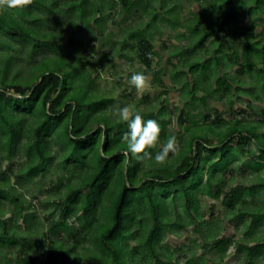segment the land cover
<instances>
[{
  "label": "rangeland",
  "instance_id": "1",
  "mask_svg": "<svg viewBox=\"0 0 264 264\" xmlns=\"http://www.w3.org/2000/svg\"><path fill=\"white\" fill-rule=\"evenodd\" d=\"M79 1L30 0L32 8L28 12L31 17L28 14L19 17L16 9L0 13H11L18 19L19 26L29 32L31 39L35 37L29 42H20L0 32V81L25 84L36 73L58 70L75 80L76 85L80 84L71 86L68 82L61 89L65 99L77 96L88 102L92 95L106 98L108 103L102 111L111 120L118 119L113 113L117 103L141 113L160 111L162 140L166 143L169 136L175 135L179 151L170 152L164 163L152 158L151 163L145 161L142 164L144 172H152L158 167L164 170L176 168L179 165L176 156L191 154V139L207 137V140L216 142L228 124L234 121L245 126L254 125L256 135L263 141L260 139L264 138V85L261 81L264 62L261 54L250 52L255 61L252 69L245 72L242 67L244 39L232 30V26H228L226 32L215 29V35L201 39L202 29L206 31L214 26L215 17L220 13L218 8L224 9L219 0H133L136 3L128 17L122 0H85L83 6H78ZM112 1L115 5L110 10ZM242 1L238 5L235 25L253 22L257 26L256 41L261 47L264 45V12L254 9L255 0ZM259 1L264 9V0ZM70 5L76 8L72 9ZM169 19L171 21L167 23ZM86 21H89L88 25H85ZM46 39L56 45L54 50L41 44ZM141 40H146L154 48L149 54L154 62L150 67L138 58L136 49ZM121 42L125 44L122 46ZM156 52L158 56H155ZM55 54L59 56H53ZM6 57L10 61L4 66L2 60ZM211 58L219 63L214 60L212 65ZM178 61L177 66L180 63L182 66L175 71L172 64ZM194 62L197 67L189 73V66ZM204 63L207 64L202 73L199 68ZM3 67L5 74L1 73ZM136 71L145 72L149 77V84L143 89L138 90L129 83L130 75ZM217 79L229 81V93L224 95ZM81 83L90 89L88 96ZM185 83H189L190 88L196 84L195 92L187 93ZM207 116L210 117L205 121ZM30 124V119L24 120V129ZM86 124L89 128L98 121ZM185 126H189L188 132ZM238 135H233L227 143L230 151L223 159L225 171L217 169L212 173L209 169L213 161L220 159L210 153L213 146L200 149L201 159L209 158L201 169L200 186L203 184L204 191V183L211 174L212 187L209 195L195 191L194 214L197 215L192 223H188L175 188L167 187L170 197L164 205L169 226H163L154 239V251L164 258L162 264H251V260L252 264H264V249H258L254 257L247 249L259 241L264 242V215L258 217V212L262 214L264 211V189L261 187L264 163L256 159L258 152L254 143L250 142L244 153L240 152ZM25 140L21 132L15 157L7 160L0 135V173L12 172L9 181L17 197L16 204L0 200L1 218L10 220L9 227L14 231V235L10 234L11 243L0 249V264H93L89 258L91 254L88 255L89 250L95 249L93 234L90 229L81 228V217L66 216L65 222L73 228L71 230L59 226L66 206L79 204L84 194L91 191L89 187L77 189L88 168L62 163L60 144L52 137L49 139L51 157L43 169L31 178L17 179L16 174L27 160L22 148ZM162 146L159 139L153 147V154ZM192 148H198L197 141L192 143ZM194 163L199 164L198 161ZM218 188L222 191L215 197ZM74 190L78 193H73ZM153 190L161 192L156 186ZM231 194L234 200L228 206ZM17 206H22L23 210L15 218ZM95 214L98 221L104 219L99 209ZM92 219L95 220V216ZM138 220L139 217L136 222ZM173 223L177 226H170ZM104 228L95 222L92 231L96 235ZM149 229L150 226L145 229L134 225L131 238L128 240V233L124 235L123 244L128 240V247L121 248L120 264H156L145 246ZM218 239L232 242L221 255L214 252V242ZM21 244L26 251L20 249Z\"/></svg>",
  "mask_w": 264,
  "mask_h": 264
},
{
  "label": "trees",
  "instance_id": "2",
  "mask_svg": "<svg viewBox=\"0 0 264 264\" xmlns=\"http://www.w3.org/2000/svg\"><path fill=\"white\" fill-rule=\"evenodd\" d=\"M29 1L25 0L21 7L16 8V13L19 17L23 14H28L31 17L30 12H28L32 8L29 6ZM219 2L224 5V9L223 7L218 8L220 13L215 17L214 26H210L206 31L202 29L201 39L215 35V29L226 32L228 26H232V30L244 39V63L242 67L245 72H248L252 69L255 61L251 57V51L260 53L262 62H264V45L258 47L256 41V38H258L257 26L253 22H249V24L247 22L243 26L235 25L239 14L237 12L239 9L238 5L242 4V0H219ZM84 3H86L85 0H80L77 5L83 6ZM135 3L133 0H122V6L127 17L134 8ZM255 3L256 7L254 9H260L264 12L261 2L255 0ZM34 4L36 5V2ZM111 4L110 10L115 5V1H112ZM69 7L72 9L76 8L73 5ZM100 18L101 16L93 23L96 24ZM170 21L169 19L167 23ZM88 22L86 21L85 25H88ZM0 32L7 34L12 39L17 38L20 42H29L35 39V37L31 39L29 32L19 26L18 19L11 13L0 14ZM92 40L94 39L92 38ZM41 44L51 51L54 50L53 47H56L50 39L44 40ZM121 44L123 46L125 43L121 42ZM137 47L136 50L140 62L146 67H150L151 63L154 62L150 60L148 55L154 50L153 46L146 40H141ZM92 48L94 49L93 46ZM53 56L59 55L55 54ZM155 56H158L157 52ZM214 60L219 63V60L211 58L212 65ZM9 61L10 59L6 57L2 60V63L5 66ZM178 63L179 61L172 64L175 71L182 66L181 63L177 66ZM206 64L204 63L199 68L200 72L203 73L205 71ZM196 67L197 62L191 63L188 70L189 73ZM1 73L5 74L4 67L1 69ZM186 74L188 73L186 72ZM261 78L264 85V75H261ZM81 79L86 80L84 76H81ZM68 82L71 86L74 83L75 86L80 85H76L75 80L58 70H51L42 74L36 73L34 78L25 84L13 81H0V135L7 160L15 157V149L20 145L21 141V132L26 138L22 148L27 160L18 174H16L17 179L31 178L36 172L43 169L45 163L51 157L49 139L52 137L60 144L62 163H68L72 166L85 165L88 168L85 175L80 178L77 189L82 190L89 187L91 191L93 190L92 195L89 194L91 191H88V193L84 194V199H81L79 204L73 203L68 205V207L66 206L67 210L62 215V224H59V226L65 230H71L73 228L68 227L65 222L66 216L70 214L81 217L79 218L81 228L90 229L93 234L95 249L89 250L91 253L88 252V255L91 254L89 258L93 264H120L121 248L128 247L127 242L132 236L131 229L134 225L145 229L150 226L145 246L151 252L155 263L162 264L164 258L162 255L158 256L157 252L154 251V239L158 231L167 225V219H165L167 209L164 205V201L170 197L167 187L172 186L175 188L181 207L188 217V223H192L193 218L197 215L194 214L196 212L195 191L199 190V192L202 191L209 195L212 187L211 174L208 175V179L204 183L206 186L204 191L202 188L203 184L200 186L202 181L201 169L209 159L202 160L200 157V149L205 146H213L214 149L210 153L220 158L209 165L212 173L217 169L225 171L226 162L223 159L225 154L230 151L227 143L237 133L239 134L237 147L240 152L244 153V148L250 142L254 143L258 152L256 159L264 163V138H260L263 141L259 140V135H256V127L254 125L245 126L241 122L234 121L228 124L226 131L216 142L207 140V137L199 139L194 137L191 139V154L179 158L176 156V161H179V165L176 168L164 170L158 167L153 168L152 172H144L142 164L145 161L151 163L153 160L151 158H147V160L146 158L138 159L137 155L131 153L125 154L123 134L128 130V125L124 121L119 119L111 120L106 116L102 111V108L108 103L106 98L92 95L88 102L77 96H73L72 99H65L66 95L62 94L61 89L65 88ZM216 82L221 84L220 89L224 92V95L229 93V81L222 82V79H217ZM81 84L86 89V96H88L91 92L90 89L85 83ZM195 85L190 88L189 83H185L184 87L188 88L187 93L195 92ZM262 90L264 91V88ZM214 113L216 115V112ZM142 115L145 119H156L162 125L160 111L158 113H153V111L142 112ZM209 117L207 116L205 121H208ZM26 119H30L31 124L27 129H24L23 121ZM96 120L98 121L97 125L93 124L92 127L87 128L86 122L94 123ZM100 124L102 126H98ZM184 128L188 132L189 126ZM162 135L161 126L160 140L161 144H164ZM194 141L198 142V148L196 149L192 148ZM154 149L152 148L151 151L153 152ZM195 161H198L200 166L195 164ZM141 172H143L141 177H138ZM12 175V172H8L6 175L0 173V200H10L16 204V190L13 185H10L9 181V176ZM194 175H196L195 179H193ZM154 186L158 187L161 192L158 193L153 190ZM261 187L264 189V179ZM193 191L194 193L192 194ZM219 191H222L221 188H218V191L214 193L215 197H218ZM73 193L77 194L78 192L74 190ZM69 199L71 200V197ZM172 200H174V197ZM233 200L234 197L231 194L228 198V206H231ZM17 207V213L14 214L15 218H18L23 210L22 206ZM97 209L101 211V215L104 218L101 221L96 219L95 213ZM1 215L2 211L0 209V249L11 243V236L14 235L13 229L9 227L10 220L1 218ZM258 215V217H262L264 211L262 214L258 212ZM93 216H95V220L92 219ZM137 217H139V220L136 222ZM95 222L99 227L105 226L104 230L96 233V235L92 231L93 223ZM170 226H177V224L173 223ZM126 233H128V240L123 244ZM111 243L115 247L114 250H112ZM231 244L232 242L229 239H218L214 242V252L221 255ZM22 247L21 244L20 249L24 250ZM247 249L250 251V256L254 257L257 255L256 251L258 249H264V242L259 241ZM50 256L51 253H49V258Z\"/></svg>",
  "mask_w": 264,
  "mask_h": 264
},
{
  "label": "clouds",
  "instance_id": "3",
  "mask_svg": "<svg viewBox=\"0 0 264 264\" xmlns=\"http://www.w3.org/2000/svg\"><path fill=\"white\" fill-rule=\"evenodd\" d=\"M25 0H0V13L8 12L21 7ZM129 83L136 89H143L149 84V77L145 72L136 71L129 77ZM113 113L117 118L128 125L124 132L123 139L126 141L125 154L137 155L138 159L152 158L158 163H164L169 153L175 154L179 151L175 135L169 136L166 143L154 154L151 149L160 139L161 124L156 119H145L139 110H132L128 105L116 104Z\"/></svg>",
  "mask_w": 264,
  "mask_h": 264
},
{
  "label": "built area",
  "instance_id": "4",
  "mask_svg": "<svg viewBox=\"0 0 264 264\" xmlns=\"http://www.w3.org/2000/svg\"><path fill=\"white\" fill-rule=\"evenodd\" d=\"M148 56H150V55H148Z\"/></svg>",
  "mask_w": 264,
  "mask_h": 264
}]
</instances>
